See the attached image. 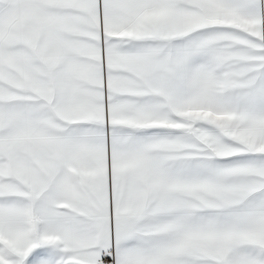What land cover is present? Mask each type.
I'll return each mask as SVG.
<instances>
[{
    "label": "snow or ice",
    "instance_id": "6c2138e0",
    "mask_svg": "<svg viewBox=\"0 0 264 264\" xmlns=\"http://www.w3.org/2000/svg\"><path fill=\"white\" fill-rule=\"evenodd\" d=\"M0 264H264V0H0Z\"/></svg>",
    "mask_w": 264,
    "mask_h": 264
}]
</instances>
